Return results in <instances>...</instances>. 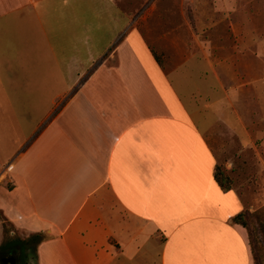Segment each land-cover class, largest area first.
<instances>
[{
    "label": "crops",
    "instance_id": "obj_1",
    "mask_svg": "<svg viewBox=\"0 0 264 264\" xmlns=\"http://www.w3.org/2000/svg\"><path fill=\"white\" fill-rule=\"evenodd\" d=\"M116 1L90 0L92 16L115 23L108 2L127 14ZM223 2L220 12L238 17ZM246 10L249 19H228L225 31L253 55L254 10ZM86 16L80 0H0V113L10 112L11 146L3 209L13 232L49 236L36 264H255L246 230L232 219L264 203L246 200L251 177L244 191L233 177L231 189L220 188L219 156L185 101L196 80L219 89L222 60L207 56L202 34L171 26L172 55L160 65L137 17L89 46ZM199 62L213 72H196ZM249 76L244 84L264 90V76Z\"/></svg>",
    "mask_w": 264,
    "mask_h": 264
},
{
    "label": "rangeland",
    "instance_id": "obj_2",
    "mask_svg": "<svg viewBox=\"0 0 264 264\" xmlns=\"http://www.w3.org/2000/svg\"><path fill=\"white\" fill-rule=\"evenodd\" d=\"M91 1L94 4L97 2V0ZM223 1L224 4L227 2L230 11L237 9L238 17L222 14L216 0H119L116 3L127 14L119 15L116 13V7L111 6V3L108 2L111 16H115L112 18L116 21L114 23L108 21L110 17L103 13L100 14L101 18L92 16L90 0H80L82 16L87 15L85 18L87 19L86 28L84 29H89V35L93 38V40L85 38L83 43H87L89 46H102L112 36L115 25L130 26L137 17L140 20L139 25L147 31L148 40H151L159 56L165 61L166 57L172 55L166 36L168 28L190 26L202 34L204 45L208 48L207 56L212 60H215L216 57L222 60L221 67H218L222 79L219 81L217 91L214 80L191 82L190 92L192 95H186L185 101L192 110L196 111L194 114L196 120L203 122L207 127V137L219 156L220 162L224 163L230 174V170H232L231 176L234 179L235 187L244 191L248 185L246 180L251 177L248 182H251L249 185L254 191V195L249 193L244 196L249 201L252 198L254 207H258L264 203V187L259 188L260 185H264V90L258 83L244 84V82H246L247 73L250 75L248 79L257 80L264 76V55L262 53L264 0ZM248 6L250 11L254 10V20H249V26L255 28L253 55L246 54L240 48L241 40L234 37L231 39L225 31L226 26L231 24L228 19H231L233 24L245 22L243 20L248 17H242L241 14L244 12L247 15L246 7L248 8ZM179 30L180 32L176 33V36L180 37L181 42L185 33L182 32V29ZM83 43L80 42L79 46L80 56L83 52ZM80 61H82V57ZM192 67L196 72H205L206 75H208V71L213 72L211 68L214 69L213 66L211 68L208 65L203 66V63L200 62ZM221 112L225 114V118H221ZM19 116L20 119L23 118L22 114ZM38 120L39 114H32L29 122L35 125ZM227 120H231V125ZM233 123L241 127V132L235 131ZM10 148V112L0 113V245L9 236L27 238L18 230L13 232L15 228L10 224V212L5 213L3 209L10 208L8 165ZM251 172L252 175H249L248 173ZM254 214L250 222V231L246 234L251 239L253 251L257 256V264H264V207L256 210ZM3 225L11 229L9 235L3 234ZM48 237L46 234L37 246L48 240ZM24 258L21 261L17 260V263L36 264L37 252L35 254L31 247H27Z\"/></svg>",
    "mask_w": 264,
    "mask_h": 264
},
{
    "label": "trees",
    "instance_id": "obj_3",
    "mask_svg": "<svg viewBox=\"0 0 264 264\" xmlns=\"http://www.w3.org/2000/svg\"><path fill=\"white\" fill-rule=\"evenodd\" d=\"M154 56L158 63L162 65V60L159 54L154 52ZM214 179L217 182V184L220 186V188L224 191H227L231 189L233 185V179L229 172V170L226 169L223 162H219L215 165L214 168ZM254 212H249L248 210L242 211L238 214H236L233 217V222L241 225L247 233H249L250 229V222L251 219L254 217ZM10 230L8 226L3 225V234L9 235ZM46 236L42 233H33L29 235L27 238H14L12 236L7 237L3 243L0 245V257L6 254H12L16 257L17 260L21 261L25 257V251L26 248H32L34 250V253L36 254V246L37 244L43 239V237ZM248 244L251 247L252 255L255 261V264H257V256L255 255L253 248H252V242L250 237H248ZM25 259V258H24Z\"/></svg>",
    "mask_w": 264,
    "mask_h": 264
},
{
    "label": "flooded vegetation",
    "instance_id": "obj_4",
    "mask_svg": "<svg viewBox=\"0 0 264 264\" xmlns=\"http://www.w3.org/2000/svg\"><path fill=\"white\" fill-rule=\"evenodd\" d=\"M10 259L14 260V264H18L16 257L12 254H6V255H3L2 257H0V264H10ZM4 260H5V262L1 263Z\"/></svg>",
    "mask_w": 264,
    "mask_h": 264
},
{
    "label": "water",
    "instance_id": "obj_5",
    "mask_svg": "<svg viewBox=\"0 0 264 264\" xmlns=\"http://www.w3.org/2000/svg\"><path fill=\"white\" fill-rule=\"evenodd\" d=\"M4 262H5V260L1 263H4ZM10 264H14V260L10 259Z\"/></svg>",
    "mask_w": 264,
    "mask_h": 264
}]
</instances>
